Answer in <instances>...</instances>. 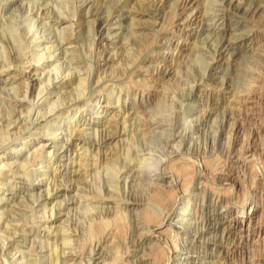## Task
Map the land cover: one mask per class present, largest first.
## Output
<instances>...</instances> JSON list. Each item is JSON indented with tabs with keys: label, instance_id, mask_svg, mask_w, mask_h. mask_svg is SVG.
I'll return each instance as SVG.
<instances>
[{
	"label": "rangeland",
	"instance_id": "obj_1",
	"mask_svg": "<svg viewBox=\"0 0 264 264\" xmlns=\"http://www.w3.org/2000/svg\"><path fill=\"white\" fill-rule=\"evenodd\" d=\"M39 1L47 4L49 11L52 12L51 15L54 16L56 12H59L67 14L69 20L73 19L71 15L73 6L70 7L69 4L72 2V5H76V0ZM90 1L93 4L91 14L106 18L110 15V10L115 9L114 11H118L121 15L117 18L116 13L107 22L103 21L104 33L115 34L108 40L109 45H104L103 49H100L111 60L103 61L94 56L93 67L95 69L93 68L92 71L89 62L93 56L91 45L95 34L94 30L89 29L83 20L72 25L73 27L70 21L66 25L68 28L65 27V32H62L64 37L59 33L57 36L73 43L72 58H80L83 61L78 67V71L81 73L78 78L75 77L76 80L73 79V76L66 81L62 80L67 74L63 72L62 78L53 83L58 88H63L61 92L66 93V96L75 97L78 94L75 92L77 87H92V85H96L97 81L102 79L107 81L108 92L102 96L96 92L94 96L95 99L100 100L99 104L108 111L103 115V118L99 119L107 120L104 126H109V129L114 131L110 132L112 140L109 145L103 146L104 149L102 148V151L99 152L101 163L98 161L97 169L100 173L98 178L94 182L92 180L90 185L89 182L85 183V180H89L93 173L90 170L91 156L96 155V150L89 151L87 157H82L80 174L74 177L75 181L68 182L71 187L77 185L78 188L80 187L77 188L78 193H69V199L73 200H68L64 204L71 205L72 202H76L78 194L84 196L88 193L95 197L97 185L105 189L104 196L113 202L110 206L113 209L108 212L97 207L94 210L89 209L88 212L87 209L85 211L82 208L72 211L58 208L56 212L60 211V214L56 216L55 224L56 229L58 228L57 231L60 228H62L60 232L72 230L75 232L71 233H76L78 236L76 239L79 241L75 239V243L69 246L64 244L63 240L51 244L54 235L52 232L49 234L51 236L49 244H44L43 249H40V245L36 246L35 250L30 248V237L24 235L15 236L14 240L24 243V252L29 255L32 264H38L35 258L37 252L39 256L44 255V261L47 262L45 264H54V259L58 255H62L64 250L68 253L73 252L72 250L80 251L82 254L84 251V253L88 252L86 255L83 254L82 263L87 264L86 257L90 253L91 239L87 227L92 226L96 229L101 222H104L108 225L103 226V229L112 230L114 235L107 240L108 242L100 245L101 249L98 253L101 252V256L96 257L94 263L138 264L136 258L141 256V252L139 248L131 247L125 237L130 232L126 228V216L130 219L134 212L126 215L123 205L126 203L129 204V208L135 209L133 204L141 200L139 202L141 204L140 214L138 211V215H141L145 210L153 213H155L153 210H158L161 215L163 214L161 218L164 221H159L163 226L161 230H154L152 223L147 224V233L153 232V234H148L150 240L144 245L146 246L145 257L155 260V264H162L172 253L173 257L177 253L179 255L170 264L187 262L193 264L194 259L192 258H198V264H264V61L261 58L264 44H259L255 47L256 50L247 56H244L241 50L238 55L239 59L233 62L231 49L226 48L227 55L224 53V56L220 55L219 50L221 40L229 39L228 33L217 36L211 32V29L207 30L204 26L200 28L196 25H193L188 32L177 31L178 29L173 24L176 0H170L164 5L160 4L158 0H154L155 3L153 0ZM3 3L0 2V6L5 4ZM18 6L19 3L10 1L9 6L6 7L9 12L5 16L8 18L7 15L18 10ZM194 8L195 6L192 7V10ZM230 13L233 17L226 18L227 26L231 21L243 23L240 13ZM254 24L255 27L264 30L261 22ZM179 38L180 41L176 47ZM181 38L183 39L181 40ZM7 41L8 39L5 37L4 45ZM19 49L22 48L19 47L17 50L19 51ZM29 49L27 51L25 48L22 49L21 52L24 54L20 52L24 59L23 63L27 58L24 55L30 54ZM34 52L43 54L44 50L43 52L42 50ZM159 52H172L175 56L164 61V59L160 60L162 54ZM259 54L261 57L258 58ZM12 55H14L13 52ZM16 56L17 54L15 57L13 56L14 61L12 60L10 64L12 69H15L14 67L19 64L15 60ZM43 58V61L37 64L38 66L49 62L45 57ZM54 64L55 62L48 68L46 65L39 67L40 72L48 74ZM165 70H170V73L164 76ZM247 70L249 75L246 74ZM80 78V81L77 80ZM46 81L47 77L42 80L41 85H45ZM19 82L16 78L11 86L0 87L3 90L0 91L1 104H5L4 99L8 100L9 98L10 101L15 100L16 102L17 99L25 102L23 99L26 96L25 90L20 88ZM113 87L123 89L118 104L117 99L109 100L108 98ZM126 88L129 90H125ZM136 90L141 92L144 97L142 99L140 95L134 102ZM36 95L37 93L34 99L28 97L30 99L28 101L33 103ZM45 98L53 101V97L46 95ZM1 104L0 116L2 117L0 120L7 123L8 112L4 110L7 104L5 106ZM123 106L127 107L130 113L133 112L128 119L130 122L127 121L124 124V116L120 113ZM181 106H184L185 109L182 115L180 113ZM7 107L10 106L7 105ZM21 109L23 116L27 117L28 109L25 110L22 107L19 110ZM97 115H91L93 124L98 123L96 118L99 117V114ZM118 115L121 117L119 118ZM79 116V114L70 113L63 120L74 124L81 120ZM4 121L0 122V145L8 141L7 134L9 133L13 136L10 137L11 139L18 136L12 143L16 144L13 147L16 151L20 148L19 144L26 143L27 137L39 139L38 132L28 131L19 134L20 131L16 130L6 131ZM44 125L45 122L41 127ZM123 126H127L126 129L129 131V135L126 137L121 135L122 129L120 128ZM43 129L50 130L51 127ZM44 132L46 133V131ZM113 132H115L114 135ZM88 136L86 134V138H89ZM37 145L38 143L34 142L32 146L37 147ZM10 146H3L0 155H3L4 150H6V155L15 154L9 150ZM103 153L108 154L106 159L103 157ZM82 154L83 151L77 149L71 154L75 162V165L71 167L73 170H77L76 163L79 162L77 156ZM7 161L6 158L0 159V166ZM123 168L131 171L128 174L131 176L139 170H146L150 177H155V173L158 172L166 182L158 183L160 186L158 184L150 186V182L144 179L142 181L144 183L136 182L128 191L121 181L117 182V174L119 171L122 172ZM1 172L3 173L0 176V181L12 175L7 168L2 169ZM20 176L12 180L17 185V190L7 191L6 197L11 195L15 198L14 201L6 204V201L1 200L0 207L17 211L16 205L26 203L23 199L20 201L23 191L19 189H22L26 182V178ZM169 182L175 187L173 190L167 187ZM35 183L30 182L31 185H36L37 183ZM60 199L62 198L59 197L57 201ZM188 200L189 203H186ZM50 206H47V209H50ZM185 207H190V212L185 218L189 220L182 221V224L179 222L180 225H178L181 229L168 226L167 222L174 214L183 212L182 208ZM47 209L46 212H49ZM67 215H70L74 220L67 221ZM242 215H248L250 222L246 223L244 227L233 226L232 219ZM177 219L178 217H175L174 221ZM117 228L118 231H116ZM44 237L45 235L42 241L46 239ZM129 246L130 248H128ZM55 253L56 255H52ZM176 258L188 259L179 261ZM42 262L40 260L39 264ZM1 263L5 264L3 260ZM67 264H71V262Z\"/></svg>",
	"mask_w": 264,
	"mask_h": 264
},
{
	"label": "bare ground",
	"instance_id": "obj_2",
	"mask_svg": "<svg viewBox=\"0 0 264 264\" xmlns=\"http://www.w3.org/2000/svg\"><path fill=\"white\" fill-rule=\"evenodd\" d=\"M10 1L19 3V6L17 7L18 10L12 11L14 13H10L9 15H7L8 16L7 18L5 15L8 14L9 10L6 7L7 5L9 6ZM158 1L160 4L164 5L170 0H158ZM0 2L5 3V4L3 3L4 5L0 6V87L11 86L12 84H14L16 78H18V80L20 81L19 82V85L21 86L20 88H24L25 90L24 94H26L25 98H23L25 102L17 99L16 102L15 100L10 101L9 98L8 100L6 99L7 101L4 99V103L10 107H7V105L5 106V104L0 103L1 105L5 106L4 110L7 111L9 114L6 115V117L8 116V119L6 118L7 123H5V121L3 120L4 123L6 124L5 129L6 131H10V130L20 131L19 134L28 131L39 133L38 140L30 139L29 137H27L26 143L19 144L20 148L18 151H16V149L13 148L16 146V144L15 145L12 144L16 141V138L18 136L16 138L11 139L10 138L12 136L11 133L7 134L8 141L4 142L6 144L4 143L1 144L4 147L7 145H11L9 150H11V152H15V154L12 153L10 155H6V150H4L2 153L3 155H0V159L6 158L8 161H10V162L7 161L0 166V176H2L1 174L3 173L1 172V170L5 168H7L8 172L12 174L10 177L7 176L3 178L4 180L0 181V194L2 195L0 201L4 200L6 201V204H9L10 202L14 201L15 198L12 197L11 195L8 198L6 197L7 191L14 192V190H17L16 188L17 185L14 182H12V180L22 175L24 176V178H26L25 180L26 182L24 183L23 188L19 189L23 191V195L20 197V201L24 200V202L26 203L23 205L19 204V206L16 205V207L18 208L17 211L6 210L4 207H0V264H2L1 263L2 260L5 262V264H15V263L32 264L30 262L29 255H26L24 252L23 249L24 243L15 241L14 240L15 236L24 235L25 237H30V244H31L30 248L35 250L36 246L40 245V249H43L44 244L47 245L49 244L48 241L49 238L51 237L49 234L50 232H52V234L54 233V235L51 244L58 242V240H63L65 242L64 244L69 246L75 243L76 240H78L76 239L78 238V236L76 233H71V232H75L72 230H66L65 232H60V229H62L60 228L57 231L58 228L56 229L55 224L57 221L56 216L60 214V211L58 213L56 212L58 208L60 209L63 208L65 209V211L66 210L72 211L73 209L77 210L78 208L80 209L82 208L85 209V211L88 210V212L89 209L94 210L97 207H99L102 211H108V212H110L113 209L110 207L113 204V202L110 201L109 199H106L104 196L105 189L97 185H96L97 189H95L96 191L95 197L89 195L88 193L85 194L84 196L83 195L79 196L78 194L77 195L78 198L76 202H72L71 205L64 204L67 203L68 200H73V199H69L70 197L69 193L71 192L73 193L76 192V194L78 193V189L80 187L78 188V185L71 187L68 184V182L70 181L71 183V181H75L74 177H76L77 174H80L79 168L82 167V161H83L82 157H87L88 156L87 152L89 151L94 152L96 150V155L91 156L92 163L90 164V170L93 173H91L90 176L91 178L89 180L88 179L85 180V183L89 182L90 185V182L92 180L94 182L100 174L97 169L98 161H100L101 163L100 160L101 158L99 159V152L102 151L101 149L103 148V146L105 147L106 145H109L110 140H112L111 139L112 136L110 132L114 130L109 129L110 128L109 126H104V124L107 123L106 122L107 120L101 121L99 119V118H103V115L107 114L108 111H106L104 107H102V105L99 104L100 100L95 99L94 94L98 92L100 93V96H102L104 93L108 92L107 91L108 82L102 79L101 81H97L96 85L95 86L92 85V87H79L80 89L77 87L75 92H77L78 94L75 97L66 96L65 95L66 93L63 94L61 92L63 88H58L56 85H54L53 82L55 80L61 79L63 72L67 73L65 77L62 78V80L65 79L66 81L67 79L73 76H74L73 79H75V77L78 78L79 77L78 75H80L81 73L80 71H78V67L80 64L83 63V61L80 60V58L79 59L75 57L72 58L71 53L74 51L72 49L73 43L70 40L67 41V39L65 40L60 36H57L58 33L62 35L65 32L64 28L65 27L68 28V26H66L68 22L71 21V26H72L75 23H80V21L83 20V22L86 24V26L89 29L94 30L95 34L93 35V42L91 45V49L93 48V52H92L93 56L91 61L89 62L91 70L93 71L94 68L93 59H95L94 56H96L98 59L100 58V60L102 59L103 61L109 59L106 56L107 54L104 51H100V49L104 45H107L108 40L115 35V34L114 35L109 34L107 32L104 33L103 21L105 20L107 22V20L116 13H117L116 15L117 18L121 17V15L118 11H114L115 9L110 10V15L106 17L107 19L101 18L97 14H91L93 4L90 0H76V5L74 4L72 5V2L71 4L68 3L70 7L73 6L72 12L70 11L73 17L72 20L71 19L69 20L67 14H60L59 12H56L57 15L56 14L54 16L51 15L52 12L49 11L47 4L41 3L39 0H1ZM207 5H210V7H207ZM194 6L195 8L192 10V7ZM175 12L176 14L173 24H175L174 27L178 29L177 30L178 32L181 31L183 32V30L185 32H188V30H190V28L193 25H196L197 27L200 26V28H203L204 26L207 30L211 29V32L217 36H221L222 34L228 33L229 39L225 40L223 38V40H221V42L223 43L221 42L219 43L220 45L219 50H220V55L222 56L227 51L226 48L231 49L232 50L231 58L233 62H236L239 59L238 55L240 54L241 50H242L241 53L244 54V56H247L249 53L250 54L253 53L256 50L255 47H257L259 44L261 43L264 44V30L255 27L256 25L254 24L261 22V24L263 25L261 26L264 27V0H221V1L176 0ZM230 12L236 14L240 13L241 16L243 17V23L239 24L238 21L235 22L229 21L230 23L227 26L225 23L226 18L233 17L231 16ZM207 23L209 24L207 25ZM5 37H7L8 39L6 45H4ZM182 39L183 38H181V40ZM179 41L180 38L177 41L176 47L178 46ZM19 47H21L22 49L25 48L26 49L25 51L31 48L29 49L30 54L27 53L26 55H24V57H27L25 63L22 62L24 60L23 56H21L22 49H19V51L17 50ZM222 48L225 49L223 50ZM15 49L16 51L14 52ZM35 50L36 51L42 50V52L44 50L45 53L43 52V54H38L39 52L38 53L34 52ZM12 52L14 55H12ZM15 54H17L16 56L17 59L15 60L19 64L14 67L15 69H12L10 64L12 63L13 56L15 57ZM22 54H24V52ZM161 54H162L161 55L162 58L160 60L164 59V61L175 56L174 53L172 52L171 53L164 52ZM262 55H263L262 57L261 55L260 56L257 55V56L258 58L261 57L262 61H264V52ZM43 57L46 58V61L49 60V62H44L47 64L43 63L42 65L38 66L37 64L43 61L44 59ZM54 62L55 64L48 71V74H46L45 72L41 73L42 71L40 72L39 67L46 65V68H48L52 66V63ZM260 63L262 64V62ZM263 67H264V63H263ZM168 73H170V70H165V72H163V75L165 76ZM246 74L249 75L248 70L246 71ZM46 77H47V81L45 85L44 84L41 85L42 80H44ZM77 80L80 81L81 78ZM92 83H93V79H92ZM38 85L40 86L38 87ZM81 86L83 85L81 84ZM122 90H123L122 88L116 89L115 87H113V90H111L112 92L110 91L108 95L109 100L117 99V104H118L123 92ZM125 90L128 91L129 89L126 88ZM0 91L3 90L0 89ZM36 93L37 95L35 101H33V103L32 101H28L29 99L28 97L34 99ZM46 95L48 97H53V101H49L48 100L49 98H45ZM140 95L143 99L144 96L141 92H139L138 90L134 92V96H135L134 102L138 100V97ZM22 107H24L25 110L28 109L27 117L26 115L23 116L22 109H21L22 111L19 110ZM180 109H182L180 111L181 115L184 114L185 112L184 106H181ZM120 110H121L120 111L121 115L124 116V118L122 117L124 124L125 122L129 121L128 119L130 118L133 112L130 113L128 108L125 106L121 107ZM70 113L76 115L79 114L81 120L76 121L74 124L65 122L63 118L70 115ZM95 114L96 115L99 114V117L96 118V121H98L99 124L92 123L91 115H95ZM50 115H52V118H50ZM121 115L120 116L118 115L119 118L121 117ZM1 117L2 116H0V118ZM3 121L0 120V122L2 123ZM43 122H45V125L41 127ZM113 124L115 123L113 122ZM49 127H51L50 130L43 129ZM98 127L101 128L99 129ZM126 127L127 126H123L122 128H120L122 129L121 135L123 137L129 135V131L126 129ZM117 130L116 133H118ZM44 131H46V133ZM114 133L115 132H113V135ZM86 134L89 135L88 136L89 138H86ZM34 142L38 143L37 147L32 146ZM1 145H0V150H3L2 148L4 147ZM76 149L83 151V154L77 156L79 157V162L76 163L77 164L76 168L77 167L78 168L77 170H73L71 167L75 165V162L72 159L73 157L71 154ZM105 155L106 153H103V157L106 159L108 157V154L106 156ZM13 167H15V169H13ZM124 169L126 168H123L122 172L121 171L118 172L117 182L121 181L128 191L132 189L133 184H135L136 182L144 183L142 182L144 179L150 182L149 183L150 186H152L153 184L156 185L158 183L162 184L166 182L165 178L162 175H159L158 172L155 173V177H150L147 174L146 170H139L135 172L133 176H131L128 175L131 171H127ZM30 182H36L37 184L35 183L36 185H31ZM167 187L170 190L171 189L173 190V188H175L173 187V184H171V182L168 183ZM59 197H61L62 199L57 201ZM140 201L141 200L133 204L134 207H136L135 209L129 208L128 207L129 204L125 203L123 205L126 215L134 212L133 216L130 219L128 218V216H126V221H125L126 228L127 230H130V232L128 233L129 235L125 236L126 242H128V244H130V246L133 248L136 249L139 248V251L141 252V256L136 258L138 259L137 261L138 264H155L154 263L155 260H149L145 257L146 246L144 245L147 244V242H149L150 240L149 236L153 234V232L147 233V229H148L147 224L152 223L154 230H161L163 226H161L160 222L163 220L161 218L163 214L161 215V212L159 213L158 210H153L155 211V213L145 210L141 215H138L137 212L141 208V204L139 203ZM186 203H189V200L186 201ZM49 205H51L50 209H47V206ZM189 208L190 207L182 208L183 212L175 213L174 216L169 220V222H167L168 226L174 229H181V227H179L180 223L182 221L189 220V219L187 220L185 219L186 216H188L187 214H189L190 212ZM46 209L47 211L49 210V212H46ZM138 213L140 214V211ZM175 217H178V219L174 221ZM73 220L74 219H72L70 215H67V221H73ZM249 222L250 219L248 215L235 216L234 219H232L231 221L232 225L237 228L244 227L246 223ZM105 225L106 223L101 222L96 229L92 228V226L87 227V229H89L87 231L90 234L89 236L91 238L90 247H89L90 253L86 257V259L88 260L87 264H95L94 262L97 259L96 257H98L99 255L101 256L100 254L101 252L98 253V251L101 249L100 245L104 242L106 243V241L110 239L111 236L114 235L112 230L103 229V226ZM120 226L122 227V225ZM116 231H118V228ZM44 235H45L44 238L46 239L42 241ZM130 246L128 248H130ZM72 251L73 252L70 251V253H68L64 250L62 255H58L57 253L58 257L57 258L55 257L56 259H54L55 261L54 264H59V263L67 264L70 262L71 264H76V263L82 264L84 260L83 254L85 255L88 254L87 250H86L87 253H84L85 252L84 251L83 254L80 251H79L80 253L78 251H77L78 253L75 252L76 250H72ZM37 253H35L36 254L35 258L38 264L40 260L43 261L42 264H45L46 261H44V255L39 256ZM52 255H56V253ZM177 255H179V253H177L174 257H173V253L169 254L162 264H170L171 262H174L175 257ZM186 259L188 258H178L177 260L185 261ZM192 259H194L193 264H198L197 263V260H199L198 258L196 259L192 258ZM183 264H189V263L187 262Z\"/></svg>",
	"mask_w": 264,
	"mask_h": 264
}]
</instances>
